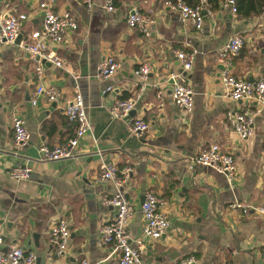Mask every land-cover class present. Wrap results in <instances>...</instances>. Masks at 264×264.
<instances>
[{"label":"crops","instance_id":"1","mask_svg":"<svg viewBox=\"0 0 264 264\" xmlns=\"http://www.w3.org/2000/svg\"><path fill=\"white\" fill-rule=\"evenodd\" d=\"M165 0H113L107 12L101 0L88 10L85 0H56L55 11H68L78 22L62 44H51L62 67L44 62V85L61 94L54 102L38 97L36 57L19 47L23 36L40 29L38 0H0V19L7 12H22L19 41L0 43V232L6 246H21L36 254V264H116L113 246L100 243L101 226L114 215L102 204L112 186L98 180L102 160L129 167L123 191L131 202L128 222L131 242L142 239L144 264H177L188 254L197 264H264V214H244L233 202L264 208V104L233 101L221 81L231 73L250 80L264 77V11L247 17L235 15L224 0H211L204 24L195 30L164 6ZM264 0H253L256 9ZM132 10L149 14L155 23L149 36L126 25ZM264 10V9H263ZM240 33L243 48L229 61L219 59L221 47ZM195 51L193 67L185 81L194 92L192 110L178 108L171 97L170 74L180 69L174 51ZM108 54L121 61V69L107 79L97 77V65ZM149 65L146 80L139 83L134 71ZM226 68L220 71L217 65ZM219 74V75H218ZM112 86L111 91L105 90ZM76 91L82 94L90 129L80 139L73 158L40 160L38 147L61 145L74 134L62 107ZM160 92V97H157ZM136 95V113L127 120L114 119L112 104ZM228 109L247 110L254 118L253 134L241 140L228 126ZM13 114L21 115L29 141L16 149L11 130ZM141 117L149 123L143 137L131 133L128 121ZM211 143L231 152L236 176L228 182L216 170L196 165L189 157ZM96 150H100L102 157ZM16 165L32 168L29 178L16 181L9 171ZM152 190L164 200L168 228L157 240L141 236V196ZM60 218L68 222L67 248L58 253L50 241V228ZM39 233L38 245L32 233Z\"/></svg>","mask_w":264,"mask_h":264},{"label":"built area","instance_id":"2","mask_svg":"<svg viewBox=\"0 0 264 264\" xmlns=\"http://www.w3.org/2000/svg\"><path fill=\"white\" fill-rule=\"evenodd\" d=\"M93 0H85L87 9L92 6ZM56 0H38V10L41 13L42 24L40 29L32 30L22 37L19 47L36 57L35 73L39 81L36 86L32 103H36L38 97L44 98L47 102H54L60 98L61 94L53 86H46L42 83L45 72L44 62L62 67V59L49 48L51 44H62L64 37L69 31L78 29V22L68 11H55ZM102 7L107 12L115 10L113 0H101ZM224 5L228 6L231 12L236 14V4L234 0H224ZM164 6L174 11L181 21H190L195 30L200 31L204 24L205 14L211 13L208 0H197L194 5L186 3L184 0H165ZM28 19L25 13L7 12L6 16L0 19V43L14 44L21 33V24ZM126 25L137 30L139 33L149 36L151 27L155 23L154 18L149 14L138 10H132L125 18ZM244 40L240 33L232 34L221 47L219 59L229 61L236 56ZM174 54L180 62V69L170 74L172 79L171 97L174 104L184 111H191L194 106L193 89L186 83L185 76L193 67L195 51L185 52L175 50ZM121 61L113 54H108L97 65V77L104 80L115 75L121 69ZM149 72V65L144 63L134 71L139 83L146 80ZM223 82L229 98L233 101L247 100L255 104H264V77L248 79L237 77L231 73L223 74ZM112 90V86L105 88ZM1 91V86H0ZM160 97V92H157ZM137 96L117 99L110 107V114L114 119H124L135 107ZM62 113L67 121L74 125V134L67 142L61 145L48 146L45 143L38 147L40 160H60L75 157L80 139L90 129L86 106L82 94L76 91L71 101L62 107ZM226 121L230 129L241 139L247 140L253 134L254 118L253 114L247 110L228 109L225 113ZM131 133L138 137H143L149 129V123L141 117H135L128 122ZM11 130L13 142L16 149L21 148L30 139L24 118L19 114H13L11 118ZM102 157L100 150H96ZM189 168L196 165L206 166L225 175L230 182L237 173L236 161L231 152L223 150L218 143H211L198 153L190 156ZM32 168L28 165H16L9 171L12 179L19 181L29 178ZM131 169L118 168L112 160H102L100 163V182L110 183L112 190L110 194L102 199V204L114 208V215L106 220L101 226L102 238L100 243L113 246V251L118 253L116 264H144L142 254L144 243L142 239L132 243L131 234L128 230V222L133 215L131 202L124 193L122 187ZM164 200L152 190H146L143 194V201L139 206L141 214V236L143 239L157 240L165 233L169 225L166 212L163 210ZM231 208H241L244 214L262 213L264 208L244 206L239 202H233ZM50 241L56 247V251L61 253L68 246L70 237L68 222L60 218L50 228ZM36 254L21 246H6L0 232V264H36ZM74 264H93L87 259H81ZM177 264H197L196 257L188 254L179 260Z\"/></svg>","mask_w":264,"mask_h":264},{"label":"trees","instance_id":"3","mask_svg":"<svg viewBox=\"0 0 264 264\" xmlns=\"http://www.w3.org/2000/svg\"><path fill=\"white\" fill-rule=\"evenodd\" d=\"M170 1H175V0H170ZM186 3L190 4V5H194L196 3L197 0H184ZM209 2L211 0H208ZM235 1V4H236V13H240L242 11V3L245 1L247 3V9L244 10V13L247 17L249 16H252V15H257V14H260L262 13L264 10V6H262L260 4V8L259 9H256L255 6L253 5V0H234ZM211 3V2H210ZM18 13V12H16ZM243 48V46H242ZM241 48V49H242ZM66 118V117H65ZM67 120V118H66Z\"/></svg>","mask_w":264,"mask_h":264},{"label":"water","instance_id":"4","mask_svg":"<svg viewBox=\"0 0 264 264\" xmlns=\"http://www.w3.org/2000/svg\"><path fill=\"white\" fill-rule=\"evenodd\" d=\"M21 26H23V23L21 24ZM20 36H21V33L18 35V38H17L16 41H19ZM217 68H218L220 71H222V70H224V69L226 68V66H225L223 63H220V64L217 65ZM218 75H219V74H218ZM135 113H136L135 108H133V109L129 112L128 116H127L126 118H124V119L127 120L128 118H131ZM142 201H143V196H141L140 203H142ZM31 235H32V238H33V240H34L35 245L37 246V245H38V238L40 237V234L35 232V233H32Z\"/></svg>","mask_w":264,"mask_h":264}]
</instances>
